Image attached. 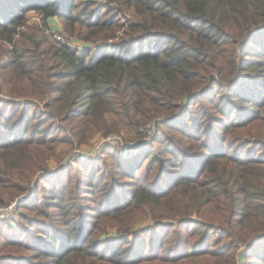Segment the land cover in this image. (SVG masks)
Instances as JSON below:
<instances>
[{
    "label": "trees",
    "instance_id": "obj_1",
    "mask_svg": "<svg viewBox=\"0 0 264 264\" xmlns=\"http://www.w3.org/2000/svg\"><path fill=\"white\" fill-rule=\"evenodd\" d=\"M111 1L118 9L95 0H0V78L26 99H0V202L16 197L6 189L21 187L17 180L49 169L60 123L79 143L122 127L141 143L121 157L122 182L101 175L87 187L72 176L50 188L37 183L48 190L41 205L58 214L25 234L35 264H169L158 253L174 250V239L185 258L210 254L219 263L251 238L247 264H264V0ZM32 11L41 27L29 24ZM55 17L88 46L56 41ZM170 121L178 152H148L155 140L138 130ZM216 212L227 223L226 254L199 249ZM188 221L187 233L155 237L159 227ZM221 243L216 237L213 247Z\"/></svg>",
    "mask_w": 264,
    "mask_h": 264
},
{
    "label": "rangeland",
    "instance_id": "obj_2",
    "mask_svg": "<svg viewBox=\"0 0 264 264\" xmlns=\"http://www.w3.org/2000/svg\"><path fill=\"white\" fill-rule=\"evenodd\" d=\"M95 1H97L100 6L110 3L112 8L118 9V4L115 1ZM104 12H106V9ZM27 17L30 25H36L38 27L42 26L41 18L37 13L33 11L29 12ZM120 19L122 23L125 22L123 16H120ZM49 27L51 33L56 32L58 36H62L73 46H88V42L76 36L77 34H72L70 28L66 31L65 22L61 18L55 17L49 19ZM75 28L79 29L80 26L75 25ZM92 45L95 44L91 43L90 46ZM92 47L94 48L95 46ZM1 84L3 90H0V99H4L8 102L14 101L18 103V106H21L22 103L26 102L25 98H19L10 95L7 88L3 85L2 79L0 78V85ZM42 103V101L39 102L41 105ZM61 125L62 123H60V126ZM148 125L153 126L155 129L154 135L150 137L148 136V132L146 130ZM148 125L138 130L142 132L141 135H143L144 139L151 141L153 139L155 140L153 145L154 148L151 149V145H149L147 149L149 150L148 152H150V150H158L161 157L172 158L170 152H178V145L171 147V145H173L171 144V141L173 138L178 140V132L172 130L171 121L168 123H163L159 129L157 126L153 125V123ZM60 126L58 127L57 132L56 130L53 131V133L56 132V136H58L59 141L52 144L54 155L50 157L49 161L47 162L49 169L37 174L30 183H28L29 181L27 180H17L16 182H18L21 187H11L6 189L7 192H15L16 197L5 200L3 203L0 202V207H2L17 201V207L15 208L16 210L13 214V219L10 221H0V264H35V255L28 245L29 243L25 238V234L27 233V230H44L53 224L52 219H57L56 216L58 212L55 209L41 205V200L43 199L44 195L48 193V190H41L40 188L36 189L38 182L42 181L40 186L46 185L48 188H50L55 186L57 182L64 180L67 176H72L74 180H77V178L80 179L82 181V185L87 187L90 180L98 181V178L101 175H106L108 178L114 177L122 182L125 180V177H123L120 173H117L120 164L124 161L121 159V157L128 158L134 155L141 144L137 142L139 140V138H136L137 132H135L131 127H122L118 133H106L105 131L93 132L87 135V141L79 143L77 140H74L70 134L66 132L61 133ZM65 126H67V124ZM161 132L167 135L162 136V134H158ZM165 148H167L168 151H166ZM172 166H174L173 163ZM155 174L156 173L154 172V175ZM13 188L20 191H13ZM19 192L22 193L20 194ZM100 192L102 193V191H98L96 193L97 198H101L102 195ZM31 197L35 198L34 201H32ZM32 202H35L37 206H41L42 214L36 213L35 208L32 209L28 207L27 204ZM94 208L95 207H91V210H94ZM50 214L52 219H50ZM215 215L217 216V219L214 221L216 228L215 230H212L207 240L202 241L201 245H199V249L204 251H217L220 254L225 252L226 254L231 246H227L228 240L224 238L225 234H223V229L221 227H227V223L221 219V212H216ZM193 217L196 218V215H193ZM152 223L153 222H151V219H148L145 224L152 226ZM191 226L193 225H190V221H188L186 224L181 223L178 225L177 223L172 229H170V226L159 227L158 233L155 235V237L161 239L167 234L178 235V229L183 233H187L189 229H191ZM143 236L149 238V235L146 233H144ZM219 236H222V243L213 247L214 239ZM196 238L197 239L195 240L199 241L201 240L202 236H198ZM174 240L177 244V247L174 245V250L165 249L159 253L158 249L155 250L158 255L165 257L169 261V264H247L248 254L254 253V249L249 248L251 246L250 243L253 240V238H251V240L246 241L245 243L240 240L236 242V246H233L231 249V252H233V254L235 253V258L231 256V254H227L222 256L218 263L214 261L216 256L206 254L204 257H202L204 259H191L185 258V251L178 250L177 239ZM259 248L264 250V244H261ZM177 255L179 261L176 260L174 262L173 260L168 259H175L173 256ZM42 260L47 262V259ZM45 262L43 264H46Z\"/></svg>",
    "mask_w": 264,
    "mask_h": 264
},
{
    "label": "built area",
    "instance_id": "obj_3",
    "mask_svg": "<svg viewBox=\"0 0 264 264\" xmlns=\"http://www.w3.org/2000/svg\"><path fill=\"white\" fill-rule=\"evenodd\" d=\"M53 37L56 41L62 43V44H70L69 42H67L62 36H58V34H56V32H52ZM73 46V45H72ZM77 47V46H75ZM80 50H84L83 46L80 47ZM147 132H148V136H152L155 133V129L154 127H152L151 125H148L146 128ZM17 201H14L10 204H7L5 206L0 207V221H10L13 219V214L15 212V208L17 207Z\"/></svg>",
    "mask_w": 264,
    "mask_h": 264
}]
</instances>
